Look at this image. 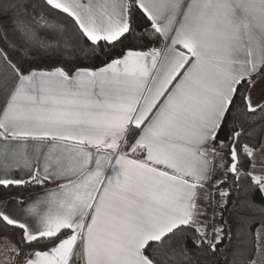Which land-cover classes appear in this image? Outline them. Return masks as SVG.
<instances>
[{
    "label": "snow or ice",
    "instance_id": "obj_1",
    "mask_svg": "<svg viewBox=\"0 0 264 264\" xmlns=\"http://www.w3.org/2000/svg\"><path fill=\"white\" fill-rule=\"evenodd\" d=\"M0 264H264V0H0Z\"/></svg>",
    "mask_w": 264,
    "mask_h": 264
}]
</instances>
